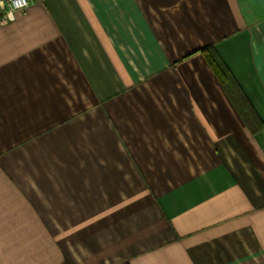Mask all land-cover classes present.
<instances>
[{
	"label": "crops",
	"instance_id": "0c3cea01",
	"mask_svg": "<svg viewBox=\"0 0 264 264\" xmlns=\"http://www.w3.org/2000/svg\"><path fill=\"white\" fill-rule=\"evenodd\" d=\"M1 15L0 264H264V0Z\"/></svg>",
	"mask_w": 264,
	"mask_h": 264
},
{
	"label": "trees",
	"instance_id": "16d2710c",
	"mask_svg": "<svg viewBox=\"0 0 264 264\" xmlns=\"http://www.w3.org/2000/svg\"><path fill=\"white\" fill-rule=\"evenodd\" d=\"M199 52L218 80L221 88L231 101L235 110L238 112L245 125L250 129L251 133L260 131L264 125H262L257 114L244 96L237 81L229 72L214 47L209 45L199 49ZM253 123H255V126Z\"/></svg>",
	"mask_w": 264,
	"mask_h": 264
},
{
	"label": "built area",
	"instance_id": "2783aa9c",
	"mask_svg": "<svg viewBox=\"0 0 264 264\" xmlns=\"http://www.w3.org/2000/svg\"><path fill=\"white\" fill-rule=\"evenodd\" d=\"M33 0H0L1 20L13 21L18 13H25Z\"/></svg>",
	"mask_w": 264,
	"mask_h": 264
},
{
	"label": "rangeland",
	"instance_id": "374dc122",
	"mask_svg": "<svg viewBox=\"0 0 264 264\" xmlns=\"http://www.w3.org/2000/svg\"><path fill=\"white\" fill-rule=\"evenodd\" d=\"M218 81V80H217ZM220 85V84H219ZM223 90V89H222ZM224 92V91H223ZM203 139H207L208 141H209V139H210V137H203L202 138V141H203ZM204 145V142H202V146ZM192 147H193V145H192ZM198 147V144L196 143V148ZM224 154L225 155H227V156H229L230 155V158H229V160H236V159H241L240 158V151H235V149H231L230 148V150H229V152H224Z\"/></svg>",
	"mask_w": 264,
	"mask_h": 264
}]
</instances>
